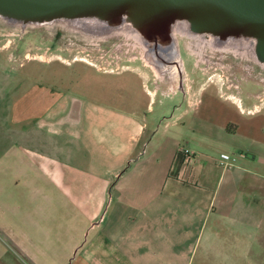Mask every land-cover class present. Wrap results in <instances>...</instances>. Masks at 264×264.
<instances>
[{"label":"crops","instance_id":"obj_1","mask_svg":"<svg viewBox=\"0 0 264 264\" xmlns=\"http://www.w3.org/2000/svg\"><path fill=\"white\" fill-rule=\"evenodd\" d=\"M192 62L19 70L0 90V264H264V103Z\"/></svg>","mask_w":264,"mask_h":264},{"label":"water","instance_id":"obj_2","mask_svg":"<svg viewBox=\"0 0 264 264\" xmlns=\"http://www.w3.org/2000/svg\"><path fill=\"white\" fill-rule=\"evenodd\" d=\"M0 17L16 24L96 21L106 29L130 25L160 59L174 45V26L226 42L248 39L264 64V0H0Z\"/></svg>","mask_w":264,"mask_h":264},{"label":"rangeland","instance_id":"obj_3","mask_svg":"<svg viewBox=\"0 0 264 264\" xmlns=\"http://www.w3.org/2000/svg\"><path fill=\"white\" fill-rule=\"evenodd\" d=\"M61 22L65 21L23 26L0 17V54L11 59L8 63L12 73V76L9 74L0 75V90H19L26 87L24 83L23 87L20 85L19 70L21 71L24 65L28 66L37 62L74 65L73 63L77 61L83 65H94L90 66L94 69L109 72H117L118 68L119 71H122L131 65H146L144 66L146 69L155 71L154 64L147 63L150 60L148 57L146 58L147 53L145 56L144 46L136 38L125 34L103 37V33L87 31L78 24H74L76 27L78 26L75 28L76 30L69 29ZM84 23L90 27L95 25L94 27L98 29L102 28L98 23L90 21ZM177 36L180 53L187 70H191L193 68L192 61H196L205 79H211L210 81L229 91L235 88L232 86V80L245 77V68L252 63L251 61H257L256 57L254 59L249 52L245 51L246 49H241L239 53H236L232 50L222 49L221 45L217 47H213L209 43L197 45L191 43V39L186 36L179 34ZM204 37L207 41L213 39L207 35ZM78 66H75L74 70H77ZM29 72L31 73L30 69ZM233 74L235 76L232 78ZM258 80L251 77L248 81L250 86L246 85L251 87L249 90L254 93L256 101L260 104L258 95L261 94V83ZM248 82H242L240 88Z\"/></svg>","mask_w":264,"mask_h":264},{"label":"bare ground","instance_id":"obj_4","mask_svg":"<svg viewBox=\"0 0 264 264\" xmlns=\"http://www.w3.org/2000/svg\"><path fill=\"white\" fill-rule=\"evenodd\" d=\"M84 22H86V21H84ZM84 22L83 21H65V22H61V24H63L65 27H67L69 29L78 28V26L76 27L74 25V24H78L82 28L86 29L87 31H91L94 33H103V37L113 35V34H125V35H128V36L130 35L131 37L136 38L140 42V44H142L144 46V48L146 50L145 56L147 53L146 58L148 57V59L150 60V61H147V63L150 62V63L156 65L157 67H160V68H155V70L157 73H159L161 75L173 76L172 74L175 75V73H176L175 69L177 68L179 70L178 64L179 63L183 64V58L181 56L180 49L178 46V38H177L178 34L181 36L188 37L189 39H191V43H193V44H197V45L201 44L202 45V43H207V44L209 43V45H212L213 47H217V46L221 45V46H223L222 49L232 50L233 52H236V53H239V51L241 49H246L245 51L249 52L254 57V59L256 57L255 56V44L251 40H248V39H240V40L239 39L238 40L230 39L226 42H221L218 39L210 36L213 39H211L210 41H207V40H205V37H204L205 35L193 34L189 31V28L185 22H179L174 26V29H173V35H174L173 47L170 50H167L166 52H160V54L158 55V56H160V59H158L159 57L157 58V56L155 55V52L153 50H150L146 46V43L143 41V38L141 37V35L136 30H134L130 25H123L119 28L108 30V29L103 28V27L101 29H98L97 27H94L95 25L90 27L87 25V23H84ZM90 22L98 23L96 21H90ZM98 24H100V23H98ZM161 61H167V62L172 63V64H167L166 62H161ZM256 63L258 65H262V66L264 65V64L260 63L258 60L256 61ZM179 72L180 71H178V73ZM176 75H177V73H176Z\"/></svg>","mask_w":264,"mask_h":264},{"label":"built area","instance_id":"obj_5","mask_svg":"<svg viewBox=\"0 0 264 264\" xmlns=\"http://www.w3.org/2000/svg\"><path fill=\"white\" fill-rule=\"evenodd\" d=\"M161 62H166L167 64H172V63H169L167 61H161ZM197 62H200V61H197ZM251 62L252 63L248 64V67L245 68V72H246V74L244 75L245 77H242V78L240 77L238 80L236 78H235L236 80L233 79L232 80V86H234L235 87L234 89L236 90V89L240 88V84L242 82L249 81V79L251 77H255L256 79H259L258 81L261 83V94L258 95V98L260 99L261 103H264V65L263 66L258 65L256 63V61H251ZM178 65H179L178 71H180L179 75L181 76L183 73L182 64L179 63ZM234 76L235 75L233 74L232 78ZM184 154L188 159H192L193 153H191L190 151L184 150ZM222 159L225 161H228L231 158L228 155H222Z\"/></svg>","mask_w":264,"mask_h":264},{"label":"flooded vegetation","instance_id":"obj_6","mask_svg":"<svg viewBox=\"0 0 264 264\" xmlns=\"http://www.w3.org/2000/svg\"><path fill=\"white\" fill-rule=\"evenodd\" d=\"M89 29V28H88ZM91 29V28H90Z\"/></svg>","mask_w":264,"mask_h":264}]
</instances>
